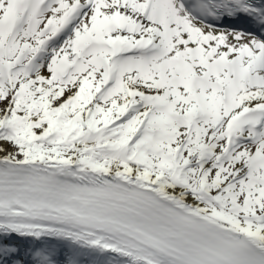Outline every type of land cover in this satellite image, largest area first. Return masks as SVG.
I'll return each mask as SVG.
<instances>
[{
  "label": "snow or ice",
  "instance_id": "1",
  "mask_svg": "<svg viewBox=\"0 0 264 264\" xmlns=\"http://www.w3.org/2000/svg\"><path fill=\"white\" fill-rule=\"evenodd\" d=\"M0 264H264V0H0Z\"/></svg>",
  "mask_w": 264,
  "mask_h": 264
}]
</instances>
